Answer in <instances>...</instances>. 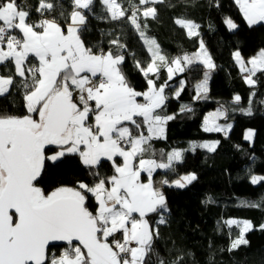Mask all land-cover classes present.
I'll list each match as a JSON object with an SVG mask.
<instances>
[{
	"label": "snow or ice",
	"instance_id": "snow-or-ice-1",
	"mask_svg": "<svg viewBox=\"0 0 264 264\" xmlns=\"http://www.w3.org/2000/svg\"><path fill=\"white\" fill-rule=\"evenodd\" d=\"M102 2L113 19L126 15L116 0ZM159 2L161 0H140V4L148 5L142 16L155 19L157 9L153 5ZM91 3L92 0H75L81 9H89ZM237 3L250 25L264 21V0H237ZM52 7L51 3L41 0L37 10ZM137 11L140 10L132 12L129 21L146 43L154 44L155 41L141 30L147 28V23L141 24ZM28 18L29 12L18 7L16 0H0V64L14 61L15 74L21 77H25V72L30 74L22 81L29 114H0V264H144L159 232L151 229L143 217L158 209L161 213L167 211L163 193L151 182L152 173L155 169L171 170L173 161L182 158L180 150L168 153L167 162L160 163L144 159L142 155L151 151L150 141L162 138L167 121L174 119L156 111L167 99L165 86L157 87L149 80V91L138 92L117 67L123 62L122 54H94L84 47L76 27L70 25L65 34L54 19L34 24ZM84 19L80 12L72 13L73 25L82 24ZM176 23L187 28L189 35H198L199 26L191 20L177 19ZM226 23L230 28L236 27L230 19ZM16 32L22 35L18 38ZM149 50L153 51L154 60L141 69L146 76L158 71L155 60L166 61L158 45ZM30 54L38 63L29 62L25 67ZM235 55L240 62L239 52ZM197 62L214 67L203 42L199 53L174 58L171 65L175 67L168 66L167 72L171 76L174 71L184 70L182 64ZM250 63V75L257 69L264 70V52ZM12 83V76H0V95ZM248 83L254 84V81L248 79ZM206 88L207 74L197 90ZM138 97H143L144 102ZM240 99L235 97L236 102ZM248 114H251L250 107ZM138 117L142 119H136ZM145 125L147 135L143 131ZM212 130L223 129L214 126ZM51 145L59 146L60 151L49 156L46 147ZM196 147L201 146L193 145L192 150ZM202 147L215 150L214 144ZM66 152L79 153L82 162L89 167L99 166L102 158L113 161L116 175L107 181L100 179L91 186L79 183L76 188L61 187L44 192L35 182L45 160L55 161ZM138 154L141 158L134 167L132 162ZM117 156L123 158L122 165L115 162ZM141 171L147 172V183L141 181ZM195 179L193 174L175 184L183 187L182 181ZM261 179L264 178L253 177L252 183ZM162 183L168 184V181ZM89 193L98 201L95 212L90 211L86 203ZM242 206L259 205L244 203ZM137 213L139 218L134 215ZM164 223L166 220L161 214L158 224ZM227 223L241 227V235L229 250L247 244L243 233L252 228L251 223ZM118 232L120 239L115 238ZM55 241L69 245L58 257L50 256L49 245ZM182 260L183 256L177 257L172 264H181Z\"/></svg>",
	"mask_w": 264,
	"mask_h": 264
},
{
	"label": "trees",
	"instance_id": "trees-1",
	"mask_svg": "<svg viewBox=\"0 0 264 264\" xmlns=\"http://www.w3.org/2000/svg\"><path fill=\"white\" fill-rule=\"evenodd\" d=\"M116 1L126 12L125 16L113 19L102 0H92L90 13L84 15L85 24L79 34L95 54L98 50L111 52L113 56L122 54L124 59L119 68L136 91L146 92L149 80L157 87L165 86L167 99L158 112L174 119L167 121L166 138L151 140V151L144 156L167 162L168 153L180 150L179 165L189 167L196 176L184 188L165 186L163 195L167 211L146 215L151 229H158L159 235L154 237L153 251L146 255L144 264H160L161 260L163 264H172L180 256H183L181 264H264V179L252 183L253 177L264 178V103H261L264 101V70L255 74V84L250 85L235 59L236 52L248 60L264 51V24L249 25L236 0H162L155 6V19L142 16L140 0ZM26 2L31 8L23 10L29 12V20H36V13L44 12L46 17L62 26L70 23L71 14L77 8L75 0H43L53 7L40 11L37 9L41 0ZM136 9L140 10L137 16L141 24L147 23V28L141 30L155 41L154 44L146 43L129 21L128 17ZM177 19L191 20L198 25V35H189L176 23ZM228 19L235 28L228 26ZM204 35L216 71L208 93L196 100V86L203 78L204 64H182L184 70L172 77L167 68L176 57L199 53ZM114 40L119 43L113 44ZM119 45L124 47L121 49ZM157 45L166 61L158 65L156 74L141 79L136 73L153 62V51L149 49L154 50ZM29 62L38 63L30 56L25 67ZM15 71L13 61L0 65L2 74L8 73L14 78L9 91L0 96V114L24 116L29 113L22 81L30 74L26 72L25 77H21ZM129 75H134L133 80ZM237 96L241 98L239 103L235 100ZM219 106L227 110L226 123H232L227 136L204 129L205 115ZM249 107L251 114H248ZM185 108L191 110L182 111ZM247 129L255 130L253 144L245 141ZM204 143L215 144V150L202 147ZM193 145L201 147L192 150ZM59 150V146H47L46 155L51 156ZM114 160L121 163L119 159ZM113 175H116L113 161L105 159L99 166L89 167L79 154L66 152L58 160H45L35 183L50 193L60 187H77L79 183L91 186ZM86 203L90 211L98 210L97 199L92 193L88 194ZM244 203L259 206L244 207ZM161 214L166 220L164 224H158ZM233 220L248 221L252 228L243 233L248 243L230 251L232 242L240 236L238 228L227 223ZM61 248H51L50 256Z\"/></svg>",
	"mask_w": 264,
	"mask_h": 264
},
{
	"label": "crops",
	"instance_id": "crops-1",
	"mask_svg": "<svg viewBox=\"0 0 264 264\" xmlns=\"http://www.w3.org/2000/svg\"><path fill=\"white\" fill-rule=\"evenodd\" d=\"M236 2H237V0H236ZM160 3H162V1L161 2H159L158 4H160ZM240 6V5H239ZM243 13V12H242ZM245 17V16H244ZM246 19V18H245ZM246 21H247V19H246ZM58 23V22H57ZM247 23H248V21H247ZM258 23H263L264 24V21H261V22H258ZM258 23H254V24H258ZM59 24V23H58ZM84 24H85V21L81 24V23H79V22H77L75 25H73V22H72V20L70 21V23L69 24H66V26H62V25H60L61 27H62V29L64 30V32H65V34H67V29L69 28V26L70 25H72V26H74V27H76L77 28V35L79 36V38H80V40L82 41V43H83V45H84V47L86 48V49H89L87 46H86V43H85V41L83 40V38L80 36V34H79V31H80V29L84 26ZM249 24V23H248ZM254 24H251V25H254ZM180 25V24H179ZM250 25V24H249ZM181 26V25H180ZM186 29V31H187V33L189 34V32H188V29L187 28H185ZM196 32L198 33V28L196 29ZM193 35H196V34H193ZM204 41H207V36L206 35H204L202 38H201V42H204ZM204 48H206V47H204ZM201 50V43H200V49H199V51ZM208 50H209V53H210V56H211V49H210V47H208ZM237 53V52H236ZM259 53V52H258ZM258 53L257 54H255L252 58H250L249 60H248V62H249V64H250V61L253 59V58H258ZM95 54V53H94ZM105 54H107V53H105ZM240 54V53H239ZM30 56H32L31 54L29 55V57ZM33 57V56H32ZM34 58V57H33ZM212 58V57H211ZM36 61H38L36 58H34ZM235 59H236V62H237V64H238V66L240 67V65H239V63H241V62H246V60L243 58V57H241V55H240V62H238L237 61V58H236V55H235ZM14 62V61H13ZM15 65V64H14ZM150 65V64H149ZM148 65V66H149ZM250 65H252V64H250ZM147 66V67H148ZM171 66H174V65H171ZM118 68H119V65L117 66ZM146 67V68H147ZM248 67L250 68V66L248 65ZM120 69V68H119ZM240 69H241V67H240ZM260 69H257L254 73L256 74L258 71H259ZM121 71V70H120ZM215 71H216V68L214 67L213 68V70L209 73V78H208V80L209 79H212V77H211V75L213 76V74L215 73ZM157 72V71H156ZM156 72L155 73H148L147 74V76H149V75H152V74H156ZM241 72H242V70H241ZM122 73V72H121ZM123 74V73H122ZM254 74V75H255ZM136 75L137 76H139L141 79L142 78H146L147 76L144 74V72L143 71H141V69H139V71L136 73ZM123 76H124V74H123ZM143 76H145V77H143ZM242 76H243V78L244 77H246L244 74H243V72H242ZM125 77V76H124ZM129 77H130V79L131 80H133V77H134V75H129ZM171 77V76H170ZM98 78V77H97ZM97 78H93V79H97ZM125 80H126V78H125ZM244 80H245V78H244ZM211 81V80H210ZM246 81V80H245ZM126 82H127V80H126ZM147 91H149V89L147 90ZM196 98H197V96H196ZM138 100L140 101V102H144V100H143V97H138ZM161 108H159V109H156V111L158 112L159 110H160ZM137 119V118H136ZM138 119L140 120V119H142V118H139L138 117ZM126 124L128 123V122H125ZM166 126H167V123H166V125L164 126V133H163V137L162 138H156V139H165L166 138ZM143 131L145 132V134L147 135V126L145 125V126H143ZM133 135H135V133L133 132ZM152 140H154V139H152ZM146 146V145H145ZM76 154H79V153H76ZM143 155V158L144 159H147V158H145V156H144V153L142 154ZM82 158V157H81ZM141 157H140V154H138L135 158H134V160H133V166L134 167H136V166H138V163H139V159H140ZM106 158H102L101 159V161L102 160H105ZM114 159H119L120 161H121V165L123 164V158L122 157H119V156H117V157H115ZM190 158L189 157H187V161L189 160ZM107 160V159H106ZM100 161V162H101ZM157 163H160V162H157ZM188 163H189V161H188ZM95 167V166H94ZM185 168V171L187 170V169H189V172L187 173L188 175H186V176H189V175H193L192 174V172H191V170H190V168L189 167H183V166H180L179 165V161H173V164H172V169L171 170H169V169H155L154 171H156L155 172V174L153 175V173H154V171H153V173H152V175L153 176H151V182L153 183V185H154V187L155 188H157L159 191H161L162 193H163V190H164V188H165V186H167V185H171V186H174L175 185V181H177V180H182V178H183V171H182V169H184ZM157 173H159V174H157ZM183 175V176H182ZM140 179H141V181L142 182H144V183H147L148 182V174H147V172H144V171H142V173L140 174ZM165 180H170V181H168V184H164V183H162V181H165ZM185 183H187V182H185ZM188 185V184H187ZM108 187H110V185H108ZM98 202V201H97ZM159 210V209H158ZM148 214H151V213H148ZM148 214H146V215H148ZM134 215H136L138 218H139V214L137 213V214H134ZM146 217V216H145ZM145 217H143V218H145ZM146 219V218H145ZM147 220V219H146ZM109 238H112V237H109ZM115 238L116 239H118V238H121V234L118 232V233H116L115 234Z\"/></svg>",
	"mask_w": 264,
	"mask_h": 264
},
{
	"label": "rangeland",
	"instance_id": "rangeland-1",
	"mask_svg": "<svg viewBox=\"0 0 264 264\" xmlns=\"http://www.w3.org/2000/svg\"><path fill=\"white\" fill-rule=\"evenodd\" d=\"M162 1V0H161ZM116 3H117V1H116ZM104 4V3H103ZM118 4V3H117ZM156 4H158V3H156ZM156 4H154L153 6L155 7L156 6ZM104 7H105V9L107 10V6L104 4ZM146 7H148V5H146V4H144L143 5V10L146 8ZM78 9V7L75 9V11H78L77 10ZM142 10V11H143ZM78 12H80V11H78ZM109 12V11H108ZM73 13V12H72ZM81 13V12H80ZM83 15V14H82ZM84 18H85V16H84ZM71 20H72V14H71ZM84 21H85V19H84ZM72 22H73V20H72ZM231 29H233V28H231ZM203 47H206V48H204V49H206V51H207V54L210 56V53H209V50H208V47H209V45H208V42L207 41H204L203 42ZM5 50H7L6 49V46H5ZM201 51V50H200ZM261 52H264V51H260L259 53H258V57L260 56V53ZM241 55V54H240ZM211 57V56H210ZM242 57V56H241ZM252 58V57H251ZM250 59V58H249ZM248 59V60H249ZM153 60H154V57H153ZM248 60H246V62H241V63H239V65H240V67H241V70H242V72H243V74L246 76V77H244L245 78V80L248 82V79H251V80H253L254 81V84H255V79H254V74L255 73H253V74H249V69H251L252 68V65H250L249 64V62H248ZM10 61V60H9ZM211 61H212V58H211ZM6 63V61L3 63V64H5ZM14 63V62H13ZM161 63V61H159V60H155V64H156V66L158 67V65ZM212 63H213V61H212ZM3 64H0V65H3ZM248 65L250 66V68L248 67ZM204 66H205V72H204V75H203V78H202V80L200 81V83H202L203 81H204V79H205V74H207V88H206V90H200V91H198L197 90V86H196V96H197V98L195 97V99L196 100H199V98L200 97H202L203 95H205V94H207L208 93V89H209V83H210V80L211 79H209L208 80V78H209V73L213 70V68L215 67H213V68H209V67H207L205 64H204ZM172 67H175V66H172ZM260 71V70H259ZM258 71V72H259ZM178 72H181V71H174L173 73H172V75H171V77L175 74V73H178ZM157 73V72H156ZM25 74H26V72H25ZM0 76H3V77H5V78H7L8 76H12V75H9L8 73H6V74H2L1 72H0ZM19 76V75H18ZM13 77V76H12ZM143 77H145V76H143ZM211 77H212V75H211ZM13 80H14V78H13ZM199 83V84H200ZM199 84H197V85H199ZM254 84H250V85H254ZM10 87H11V85L10 86H8V90L5 92V93H7L8 91H9V89H10ZM5 93H3L2 95H4ZM2 95H0V96H2ZM236 103H239V102H236ZM26 106H27V101H26ZM28 110V109H27ZM219 114V115H218ZM227 117H228V113H227V110H226V108L224 107V106H219V107H217V109L216 110H214V111H211V112H209V113H207L206 115H205V117H204V129H209V130H207V131H210V132H221L223 135H225V136H227L228 135V133L230 132V130H231V128H232V123H226V121H227ZM214 126H219L220 128H222L223 130H220V131H217V130H212L213 129V127ZM249 133H251V135H249ZM254 137H255V130H253V129H247L246 131H245V141L246 142H248V143H250V144H253V142H254ZM206 144H209V145H212V143H204V145H206ZM215 145V144H214ZM216 147V146H215ZM60 151V150H59ZM54 155V154H53ZM62 157V156H61ZM61 157H59V158H61ZM58 158V159H59ZM57 159V160H58ZM182 171H183V177H185L186 175H188L187 173L189 172V169H187L186 171H185V168L184 169H182ZM155 172L156 171H154V173H153V175L155 174ZM141 173H142V171H141ZM152 175V176H153ZM168 181H170V180H168ZM183 182V187H179V186H177L176 184L174 185L175 187H178V188H184L187 184H189L190 182H187V183H185V181H182ZM61 188V187H60ZM68 188H76V187H68ZM143 219H145V218H143ZM146 220V219H145ZM233 221H235V220H233ZM148 222V221H147ZM236 222H239V223H241L242 224V222L243 221H236ZM148 224H149V226H150V223L148 222ZM230 226H236L237 228H238V230H239V233H240V235H241V227H238L237 226V223H232ZM150 228H151V226H150ZM68 247H63V248H61L60 250H58V251H55V252H53L51 255H55V256H60L61 254H62V252L65 250V249H67ZM147 255V254H146ZM146 257V256H145Z\"/></svg>",
	"mask_w": 264,
	"mask_h": 264
},
{
	"label": "built area",
	"instance_id": "built-area-1",
	"mask_svg": "<svg viewBox=\"0 0 264 264\" xmlns=\"http://www.w3.org/2000/svg\"><path fill=\"white\" fill-rule=\"evenodd\" d=\"M16 4H17L18 7H21L22 9H24V8H31V7L27 6L26 0H16ZM77 10L80 11L81 14H83V15H86L87 13H90L88 11V9L78 8ZM36 14L38 15L37 19L36 20H32V21L30 20L34 24H39L44 19L51 20L50 18L46 17V15H45L44 12H37ZM92 16H94V15H92ZM16 35L18 36V34H16ZM18 38H19V36H18ZM101 52L105 53L104 50H98L97 51L98 54H100ZM132 246H136V245L133 244Z\"/></svg>",
	"mask_w": 264,
	"mask_h": 264
},
{
	"label": "water",
	"instance_id": "water-1",
	"mask_svg": "<svg viewBox=\"0 0 264 264\" xmlns=\"http://www.w3.org/2000/svg\"><path fill=\"white\" fill-rule=\"evenodd\" d=\"M74 243H77L78 244V242H74ZM55 247H69V245L65 241H55V242H51L50 245H49V249L55 248Z\"/></svg>",
	"mask_w": 264,
	"mask_h": 264
}]
</instances>
